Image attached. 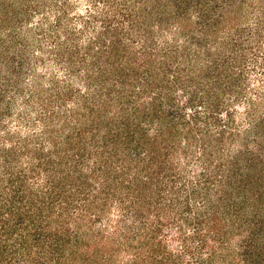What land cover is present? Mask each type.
<instances>
[{"label":"rangeland","instance_id":"rangeland-1","mask_svg":"<svg viewBox=\"0 0 264 264\" xmlns=\"http://www.w3.org/2000/svg\"><path fill=\"white\" fill-rule=\"evenodd\" d=\"M0 264H264V0H0Z\"/></svg>","mask_w":264,"mask_h":264}]
</instances>
